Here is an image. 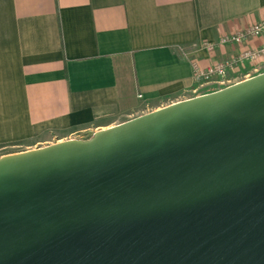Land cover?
I'll use <instances>...</instances> for the list:
<instances>
[{"label":"water","instance_id":"95a60500","mask_svg":"<svg viewBox=\"0 0 264 264\" xmlns=\"http://www.w3.org/2000/svg\"><path fill=\"white\" fill-rule=\"evenodd\" d=\"M0 264H264V72L1 155Z\"/></svg>","mask_w":264,"mask_h":264},{"label":"crops","instance_id":"0c3cea01","mask_svg":"<svg viewBox=\"0 0 264 264\" xmlns=\"http://www.w3.org/2000/svg\"><path fill=\"white\" fill-rule=\"evenodd\" d=\"M263 19L264 0H0V148L93 134L196 96L192 62L264 44V33L217 43Z\"/></svg>","mask_w":264,"mask_h":264},{"label":"built area","instance_id":"2783aa9c","mask_svg":"<svg viewBox=\"0 0 264 264\" xmlns=\"http://www.w3.org/2000/svg\"><path fill=\"white\" fill-rule=\"evenodd\" d=\"M264 33V19L255 22L248 28L233 33L222 35L219 40V45L225 44H245L254 37H258ZM216 44L207 43V49H213ZM242 62H251L254 64L251 72L243 75L230 74L234 71L235 66ZM193 78L196 82V86L188 91L189 94L200 95L208 92H212L221 89L230 84L236 83L248 76H253L258 73L264 72V44L256 47H244L232 57L215 62L209 66L202 67L196 61L192 62ZM249 78V77H248ZM187 95V93H185ZM139 98H142L141 94H138ZM148 110V107H145ZM87 130V129H86ZM83 131H76L75 134H79ZM73 133V134H74ZM73 138H81V136H74Z\"/></svg>","mask_w":264,"mask_h":264},{"label":"rangeland","instance_id":"374dc122","mask_svg":"<svg viewBox=\"0 0 264 264\" xmlns=\"http://www.w3.org/2000/svg\"><path fill=\"white\" fill-rule=\"evenodd\" d=\"M146 106L147 105H145L144 107H142L141 108V111L145 110V107ZM81 131H83V132H81L79 134H75V133L74 134H71L70 137H74V136L79 137V136H81L80 139H85V138H89L92 135L90 133L91 131H89V130L82 129ZM27 145H32L33 146V142H30L28 144H21V146L20 145H13V146H6L5 148L1 147L0 148V156L1 155H4V154H8V153H14V152L23 151L26 148Z\"/></svg>","mask_w":264,"mask_h":264}]
</instances>
